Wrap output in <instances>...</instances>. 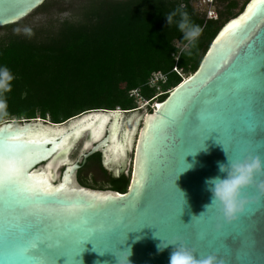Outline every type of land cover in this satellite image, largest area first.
<instances>
[{"label": "water", "instance_id": "1", "mask_svg": "<svg viewBox=\"0 0 264 264\" xmlns=\"http://www.w3.org/2000/svg\"><path fill=\"white\" fill-rule=\"evenodd\" d=\"M45 1L0 0V28L25 19ZM250 4V18L221 37ZM133 113L135 141L123 142L122 152H114L111 125ZM98 115L108 118L101 137L93 140L87 130L76 160L67 162L60 149L81 122L91 123ZM12 135L23 137L15 148L24 174L45 181L53 194L28 193L23 185L0 182V264H18L10 253L35 239L48 247L65 246L47 257L49 264H66L62 255H72L87 241L91 242L77 257L80 264H117L114 254L127 264L126 251L129 264H169L172 246L163 251L157 246L177 240L197 245L198 256L215 255L222 264H264V204H251L227 224L215 207L207 211L204 207L211 201L205 181L224 178L217 165L227 163L225 152L231 160L248 155L264 160V0H248L242 12L220 29L196 72L150 113L144 108L117 109L90 111L59 125L39 118L1 123L0 142ZM205 138L204 147L191 153ZM29 139L40 143L24 142ZM4 151L0 143V153ZM95 154L112 178L129 177L126 193L92 190L78 183V171ZM183 159L186 167L173 183ZM134 177L142 180L141 186ZM176 189L184 194L185 204ZM244 192L255 196L252 188ZM202 212L199 219H192ZM134 229L138 231H130ZM172 237L178 239L169 240ZM100 242L123 253L106 252L97 246Z\"/></svg>", "mask_w": 264, "mask_h": 264}, {"label": "trees", "instance_id": "2", "mask_svg": "<svg viewBox=\"0 0 264 264\" xmlns=\"http://www.w3.org/2000/svg\"><path fill=\"white\" fill-rule=\"evenodd\" d=\"M53 1L46 0L34 12ZM213 1H227L215 19L197 13L192 0H68L61 11L69 13L68 18L48 21L32 29L31 36L9 32L0 38V66H7L16 78L0 124L39 118L59 125L90 111H134L136 102L129 92L138 90L145 101L151 100L155 90L147 84L153 73L166 75L164 91L174 89L182 80L173 67L187 77L194 74L220 29L248 0L241 6L237 0ZM177 7L203 28L190 55L183 49L182 34L165 19ZM92 165L107 185L96 187V179L87 176ZM77 180L88 189L120 194L129 187L128 176L114 179L101 168L99 154L87 159Z\"/></svg>", "mask_w": 264, "mask_h": 264}, {"label": "clouds", "instance_id": "3", "mask_svg": "<svg viewBox=\"0 0 264 264\" xmlns=\"http://www.w3.org/2000/svg\"><path fill=\"white\" fill-rule=\"evenodd\" d=\"M165 19L168 26L175 24L178 31L182 34L183 49L188 50L190 55V50L196 47L203 28L195 24L189 14L179 7L166 14ZM23 31L25 35H32L30 28H25ZM15 78L14 73L7 66H0V117L7 115L6 94L12 91V84ZM223 151L225 152L224 148ZM225 154L227 163L218 162L217 165L219 173L225 174L224 178L221 179L220 176H217L205 181L208 186L207 190L211 193V201L204 207L205 211L210 207H215L222 221L227 224L235 221L251 204H264V160L258 155H248L240 160H231L226 152ZM248 188L254 189V197L245 194L244 190ZM176 190L181 194L185 204L184 194L178 189ZM204 212L198 217L193 216L192 219H199ZM169 246H172L169 264H222L217 256H198L194 250L178 240L173 242L162 241L157 248L158 251H163ZM126 252V261L129 264L130 251ZM114 256L117 264H121L120 257L116 254Z\"/></svg>", "mask_w": 264, "mask_h": 264}, {"label": "snow or ice", "instance_id": "4", "mask_svg": "<svg viewBox=\"0 0 264 264\" xmlns=\"http://www.w3.org/2000/svg\"><path fill=\"white\" fill-rule=\"evenodd\" d=\"M252 11H253V5L250 4L248 7V11L245 12V14L241 16L239 20L234 21L233 23H230L224 29V31L221 32L220 34L221 37H223L230 29L237 28L242 21L250 18ZM254 66H255V62L253 61L249 69L250 76H251L252 71L254 70ZM157 107H159V105ZM146 128H147V125H146ZM207 138L201 140L198 144L197 149L191 153H195L196 151L201 150L204 147V141ZM22 140H23L22 135H12V136L5 137L3 141L0 142L5 147V151L3 153H0V182H4L13 187L18 186V185H23L24 190L28 193L38 192L44 195H52L53 190L47 187L45 181L38 180L35 176L24 174L25 169L22 166V158L18 156L16 152V148H15V146L20 144ZM24 142L27 144L40 143V141L34 140V139H29ZM183 165H184V159H183ZM140 167H141V175H142L143 167L142 165ZM185 167H186L185 165L182 167L178 166L179 170L174 173L173 182L176 178V175L179 172H182L185 169ZM134 179H135L137 186L142 185L141 179H137L135 177ZM33 181L35 182V184L31 183ZM37 185H39V187H37ZM55 191L58 192L60 191V189H55ZM103 199H107V198L104 197ZM181 200L183 202L182 196H181ZM130 231H138V230L134 229ZM172 239H178V237H172L169 240H172ZM87 242H91V241H87ZM83 245L80 249L75 251L70 256L62 255L67 258L66 264H80V261L79 259H77V257H79L80 253L83 251ZM97 246L101 248L102 250H105L106 252L110 251L113 253H116V252L123 253V252L118 251L117 247L113 248L110 243L100 242L97 244ZM185 246L194 250L195 252L199 251V248L197 245L185 243ZM63 247H65L63 244H57L53 247H48L47 245H45L43 241L39 239H35V240L30 241L29 244L23 250L12 251L10 253V256L16 261H18V264H49L47 257L51 255L56 249L63 248Z\"/></svg>", "mask_w": 264, "mask_h": 264}, {"label": "rangeland", "instance_id": "5", "mask_svg": "<svg viewBox=\"0 0 264 264\" xmlns=\"http://www.w3.org/2000/svg\"><path fill=\"white\" fill-rule=\"evenodd\" d=\"M68 0H54L53 3L48 6L46 9L37 11V12H32L29 16H27L25 19L19 21L16 23V27L12 28L11 30H4L3 28H0V38L8 34L9 32H12L13 34H18L21 37L26 36L24 34V29L25 28H30L36 29L47 23L48 21L52 20H58V19H65L69 17V13L66 12H61L63 9H66V4ZM239 5H243L246 0H237ZM227 1L224 3H220L217 1L212 0H192V6L194 10L201 14L206 16L207 19H215L216 17V12L221 11L224 6H226ZM238 10H234V13H237ZM19 30V31H17ZM136 106L138 107L139 105L136 103ZM146 112L148 113V110L151 108L148 107H143ZM133 114L125 115L123 118L124 122L121 123V131L124 130L123 125L126 126V123H128L131 118H133ZM140 124L138 125V127ZM134 133V132H133ZM88 134L82 133L80 137L76 140L74 145L72 144L73 147L70 148V150L67 153L66 161L69 163H72L73 161L76 160L78 153L80 152L81 146L84 141L87 140ZM135 137L131 138V141L134 143ZM58 173L61 171V169L56 170ZM53 172H55V169H53ZM93 178L96 179L97 181L100 180L99 175L94 173Z\"/></svg>", "mask_w": 264, "mask_h": 264}, {"label": "bare ground", "instance_id": "6", "mask_svg": "<svg viewBox=\"0 0 264 264\" xmlns=\"http://www.w3.org/2000/svg\"><path fill=\"white\" fill-rule=\"evenodd\" d=\"M108 121V118L105 115H98L96 116L92 122H81L75 131L71 134V136L68 138V140L65 143V146H63L60 151H64L65 155L68 153L70 148L72 147V141L77 140L80 135L88 130L90 136L93 140H98L101 135L103 128ZM121 123L119 120L114 119L112 125H111V138L115 142L113 145V151L114 152H122L123 148V142L128 141L130 144L132 143L131 138L133 135V132L135 130L136 124L132 125V121H129L126 123V126L124 127V130L121 131ZM50 170V169H49Z\"/></svg>", "mask_w": 264, "mask_h": 264}, {"label": "built area", "instance_id": "7", "mask_svg": "<svg viewBox=\"0 0 264 264\" xmlns=\"http://www.w3.org/2000/svg\"><path fill=\"white\" fill-rule=\"evenodd\" d=\"M172 72L175 73L182 81L187 78V76L183 73L181 69L177 67H173ZM167 77L162 73H153L148 80V87L155 90V96L149 100L145 101L141 96L138 90H133L129 92V96L134 99V101L139 105L136 110L149 107L152 110L154 109V105L156 104V99L163 95H166L171 92V90L164 91L162 87L166 84Z\"/></svg>", "mask_w": 264, "mask_h": 264}, {"label": "flooded vegetation", "instance_id": "8", "mask_svg": "<svg viewBox=\"0 0 264 264\" xmlns=\"http://www.w3.org/2000/svg\"><path fill=\"white\" fill-rule=\"evenodd\" d=\"M100 165H101V162H100ZM89 172L90 173H88L87 176H93L94 173H96L98 175H101L100 172H99V169H98V167L96 165H92V167L90 168ZM96 182L100 184V185L97 184L96 187L103 186V185H107V183L106 182H103L101 179L99 181L96 180Z\"/></svg>", "mask_w": 264, "mask_h": 264}]
</instances>
